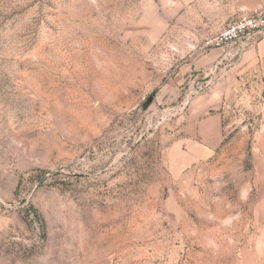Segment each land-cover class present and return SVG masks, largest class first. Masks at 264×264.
<instances>
[{
	"label": "rangeland",
	"instance_id": "obj_1",
	"mask_svg": "<svg viewBox=\"0 0 264 264\" xmlns=\"http://www.w3.org/2000/svg\"><path fill=\"white\" fill-rule=\"evenodd\" d=\"M196 2L0 0V264H264V78Z\"/></svg>",
	"mask_w": 264,
	"mask_h": 264
},
{
	"label": "crops",
	"instance_id": "obj_2",
	"mask_svg": "<svg viewBox=\"0 0 264 264\" xmlns=\"http://www.w3.org/2000/svg\"><path fill=\"white\" fill-rule=\"evenodd\" d=\"M195 6V8L200 10L205 9V16L209 18V20L206 19V23L200 26L201 28L198 31L202 34L201 40L204 41L226 27L238 15L260 11L264 7V0H197ZM233 47V45H230V47H226L225 49H215V52L219 54L221 60L229 63L227 71L231 75L228 82L226 80L225 93L222 95V101L224 98L227 99L229 97L226 95L227 91L228 93L232 91L233 94V90L238 85L240 87L243 75L248 76L254 73V71H258L259 67L261 69V75L264 78V36L258 38L255 44L238 56H235V52V55H232ZM200 124L201 130L199 131V135L203 139H206V145L212 147L221 140L223 134L222 112L209 117L206 120V125L203 126L204 123Z\"/></svg>",
	"mask_w": 264,
	"mask_h": 264
},
{
	"label": "built area",
	"instance_id": "obj_3",
	"mask_svg": "<svg viewBox=\"0 0 264 264\" xmlns=\"http://www.w3.org/2000/svg\"><path fill=\"white\" fill-rule=\"evenodd\" d=\"M264 30V7L254 13H242L227 24L216 35L206 40V46L221 48L241 42V47L249 41L250 35Z\"/></svg>",
	"mask_w": 264,
	"mask_h": 264
}]
</instances>
